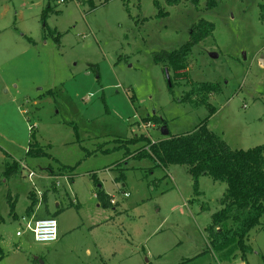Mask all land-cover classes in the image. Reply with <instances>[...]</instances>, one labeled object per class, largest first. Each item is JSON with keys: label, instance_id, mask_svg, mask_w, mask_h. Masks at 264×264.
<instances>
[{"label": "rangeland", "instance_id": "rangeland-1", "mask_svg": "<svg viewBox=\"0 0 264 264\" xmlns=\"http://www.w3.org/2000/svg\"><path fill=\"white\" fill-rule=\"evenodd\" d=\"M158 1L168 15L158 16L154 0H0V264H264V216L246 259L222 262L209 248L206 228L225 183L202 177L197 193L187 166L134 158L148 149L143 140L128 145L132 153L112 150L121 139L167 138L164 126L172 135L194 131L210 113L201 98L187 99L193 82L222 88L209 98L211 131L236 150L264 144V0H217L213 9L207 0ZM201 19L215 31L193 48L187 79L155 62L189 41ZM31 143L76 166L87 196L80 206L63 196L54 243H37L31 231L17 236L26 215H10V187L21 216L32 180L23 168L5 178L7 164L26 161L37 174L57 166L28 156ZM60 167L55 173L65 172ZM99 185L115 197L112 207L97 206Z\"/></svg>", "mask_w": 264, "mask_h": 264}, {"label": "trees", "instance_id": "trees-1", "mask_svg": "<svg viewBox=\"0 0 264 264\" xmlns=\"http://www.w3.org/2000/svg\"><path fill=\"white\" fill-rule=\"evenodd\" d=\"M184 1H189L196 7L201 4V0H164L165 4L171 7L180 6ZM207 2L209 9L218 5L217 0H207ZM154 4L159 9L158 16L164 17L169 14L163 10L158 0H154ZM47 10L42 17L44 22L48 14ZM260 10L264 17V3L261 4ZM214 31V23L201 19L192 26L189 41L173 51L155 54V62L168 65L179 77L185 76L187 79L190 67L188 57L193 48L211 36ZM221 90L218 83L193 82L191 90L187 93V99H193L195 96L201 98L200 102L208 106L211 117L215 114V108L210 104L209 98L212 95H219ZM207 119L194 131L185 135L170 133L167 138L157 142H153L148 137H132L127 141L121 139L119 140L121 144L112 150L122 146L126 149V153H132L128 145H136L143 140L148 143V149L133 153L135 158H150L164 168L169 165L187 166L197 193L200 192L199 184L202 177L209 176L214 181L225 183L226 189L219 200L221 208L212 214L211 222L206 228L209 248L222 262L232 261L238 253L240 258L246 259L247 255L253 252L249 241L250 233L262 224L261 220L264 216V144L248 150L232 149L221 136L209 129ZM160 123L167 125L165 121ZM112 150L104 151L109 154ZM27 155L34 158L48 156L39 143H31ZM20 166L16 160H13L12 164H7L4 170L5 178L10 179L17 175ZM68 169L66 167V170ZM98 198L104 208L112 207L110 197L101 188L98 191ZM8 201L11 215L16 216V203L10 198ZM37 202L34 196L31 197V204L26 209L28 214L34 211ZM3 220L0 217V225ZM4 255L3 249L0 248L1 258Z\"/></svg>", "mask_w": 264, "mask_h": 264}, {"label": "crops", "instance_id": "crops-1", "mask_svg": "<svg viewBox=\"0 0 264 264\" xmlns=\"http://www.w3.org/2000/svg\"><path fill=\"white\" fill-rule=\"evenodd\" d=\"M88 138H89V136H88ZM47 155L48 156H44V157H49L52 160L54 159L53 162L56 163V165H57L56 167L57 168L60 167L61 165H63L65 167L69 168V169L65 170V172L63 171L64 173L63 172L55 173L57 168L54 167L53 165L49 164V166L47 167L45 172L37 174L31 167H29V165L27 164L26 161L25 162L21 161L20 162V164H21L20 171L17 173L16 176H18L22 172V168L26 169V172H27L29 178H30V174H29L30 172L35 173V175L30 178L32 180V189H31V191H29V196L28 197L31 199V197L34 196V198H36L38 200V202H37L36 206L33 209L34 211H32L31 214H28V212L25 210L26 213L20 216L18 214V212L16 211V208H15L16 216H14V215L13 216H14V218L16 220H21L20 218L23 217L24 215H26V216L23 217V219H25V220L29 219L31 217H35L37 219H40V218H42V217L39 218L41 212H44V217H53L54 215L57 216L59 211H61V209H62L60 206H61V201H62V198H63L64 195L69 197V198H72V200H74L73 203L71 202V205L76 204L75 203L76 201H79L76 204L78 206H80V204L82 205L81 202H87V196L85 195V192L81 189L80 183L78 182V180L74 179L75 178L74 176H75V168H76V166L74 167L72 165L63 164V163L59 162V160L56 159V158H53V156L50 155L48 153V151H47ZM132 156H134V154H132ZM39 158H43V157H39ZM81 163H79V164H81ZM112 168H113V166L111 164L106 165V169L112 170ZM59 175L64 179L61 182V184H62L61 188H59L58 186L57 187L54 186V178H57ZM35 177H37V180H33V178H35ZM67 178H72L73 180L69 181ZM95 179L97 180V178H95ZM65 184H67V187L65 186ZM100 188H101V185H99V189ZM10 189H11V187H10ZM10 189H9V192H8L9 193L8 194V199L9 198L11 199V192L12 191ZM101 190H103V189L101 188ZM104 191L111 198V201H113V200L116 201L114 196H112L106 190H104ZM126 193H124V195ZM12 194H13V192H12ZM42 194H44V195H42ZM15 195H17V197H15ZM15 195H14V199L15 200L13 199V201L14 202L16 201L15 203L17 204V202L19 200V194H15ZM93 197H94V199L98 198V191H95V193L93 194ZM97 206L99 207V209H101L103 207L101 205V201L98 202ZM115 207L116 206H113V208H115ZM10 215H11V212H10ZM114 217L111 216L110 218H114ZM41 261H42V259H41Z\"/></svg>", "mask_w": 264, "mask_h": 264}, {"label": "built area", "instance_id": "built-area-1", "mask_svg": "<svg viewBox=\"0 0 264 264\" xmlns=\"http://www.w3.org/2000/svg\"><path fill=\"white\" fill-rule=\"evenodd\" d=\"M29 174L30 178L35 175L33 172H30ZM125 195L128 196L129 194L126 193ZM25 221L23 232L21 233L18 231L17 236L21 237L25 232L31 231L35 241L39 244L54 243L58 240L59 228L54 217H42L40 219L31 217Z\"/></svg>", "mask_w": 264, "mask_h": 264}, {"label": "water", "instance_id": "water-1", "mask_svg": "<svg viewBox=\"0 0 264 264\" xmlns=\"http://www.w3.org/2000/svg\"><path fill=\"white\" fill-rule=\"evenodd\" d=\"M216 56H217V55L212 54V57H216ZM261 62L264 64V59H262ZM165 71H166L167 77L169 78V81L171 82V79H170V77H169V71H168V69L166 68ZM162 133H163L165 136H167V135L170 134L169 131H168V128H166L165 126L162 128Z\"/></svg>", "mask_w": 264, "mask_h": 264}]
</instances>
